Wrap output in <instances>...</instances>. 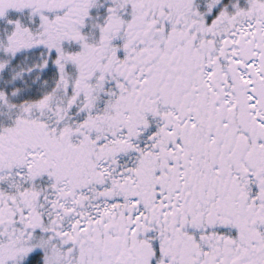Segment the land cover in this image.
Instances as JSON below:
<instances>
[{
    "label": "snow or ice",
    "instance_id": "snow-or-ice-1",
    "mask_svg": "<svg viewBox=\"0 0 264 264\" xmlns=\"http://www.w3.org/2000/svg\"><path fill=\"white\" fill-rule=\"evenodd\" d=\"M0 264H264V0H0Z\"/></svg>",
    "mask_w": 264,
    "mask_h": 264
}]
</instances>
